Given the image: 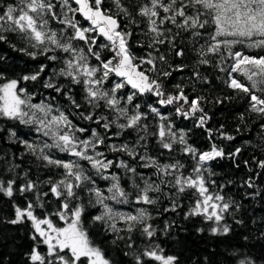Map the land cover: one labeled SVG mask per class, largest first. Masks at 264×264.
<instances>
[{
    "label": "snow or ice",
    "instance_id": "1",
    "mask_svg": "<svg viewBox=\"0 0 264 264\" xmlns=\"http://www.w3.org/2000/svg\"><path fill=\"white\" fill-rule=\"evenodd\" d=\"M0 42L33 60L44 57L59 65L49 69L40 63L34 72L16 78L0 69V119L24 125L36 137L25 139L14 128L8 130L9 140L24 149L19 159L31 155L45 169L62 170L55 180L32 179L30 170L18 171L21 165L12 154L5 168L10 175L0 174V194L13 201L12 218L0 223L27 226L32 242L27 264H114L93 239L99 231L111 235L113 245H123L130 264H181L180 257L168 254L159 242L175 222L161 228L150 210L163 199L169 201L165 212H177L184 207L182 198L188 200L184 219L210 222L213 235L231 231L226 218L241 204L224 191L233 181L224 184L212 178V162L234 159L241 149L226 153L213 142L201 151L189 143L190 130L177 128L174 117L195 121V127L213 139L204 107L209 101L192 95L196 83H210L201 66L224 73L227 87L247 97L248 111L264 117V55L247 54L249 49L264 50V0H134L127 5L123 0H0ZM185 44L195 53L188 78L192 92L186 93L179 83L169 91L167 78L187 67L183 62L170 64L169 57H184ZM133 46L144 54L138 55ZM104 50L108 56H102ZM4 60L0 56V62ZM37 81L55 95L33 102L36 92L25 85ZM77 87L82 102L74 95ZM56 95L68 105H61ZM145 96L155 97V102L142 110ZM226 99L230 97L214 102ZM217 131L224 139H235ZM133 133L135 139L129 140ZM150 139L161 150L157 154L149 151ZM58 153L72 159L58 158ZM109 153L115 155L110 158ZM178 156L189 157L191 167ZM253 162L264 170V159L254 157ZM260 175L256 171L242 186L257 189L255 178ZM98 181L107 184L102 187ZM17 195L22 203L13 199ZM245 195L254 198L260 192ZM89 208H96V214L88 213ZM232 257L234 264H256L242 248L233 250Z\"/></svg>",
    "mask_w": 264,
    "mask_h": 264
},
{
    "label": "trees",
    "instance_id": "2",
    "mask_svg": "<svg viewBox=\"0 0 264 264\" xmlns=\"http://www.w3.org/2000/svg\"><path fill=\"white\" fill-rule=\"evenodd\" d=\"M2 2L6 4L11 3L12 0H2ZM123 2L127 5L133 3L134 0H123ZM105 3L111 4V0H105ZM140 27L143 28L144 25L141 24ZM132 30L137 32V35L139 34L135 27ZM9 38L12 42L17 43L18 47L20 46L15 37L10 35ZM136 39L137 36H134L133 41ZM140 39L143 40V37H140ZM184 46L186 47L184 57H175L174 54L169 57L170 64L175 65L183 62L187 65L183 72H174L171 77L167 78L169 91H174V85L179 83L185 85L186 93L192 92V84L188 78L192 74L195 53L188 50L187 44ZM133 48L138 55L144 54L143 50L135 48V46ZM247 54L264 55V50L249 49L247 50ZM108 55L107 50L102 52V56ZM0 56L5 57V60L0 62V69H6L7 75L10 78L34 72L40 63L48 64L49 69L59 67L58 64L49 62L44 57H37V59L33 60L19 51H14L7 42H0ZM199 70L202 75L208 77L210 83H196L195 92H192V95H203L209 101L204 107L211 117L207 127L213 130V139L209 140L205 129L195 127V121L193 120L174 117L175 123L177 128L190 130L188 136L189 143L201 151L208 150L210 144L213 142L224 147L226 153L234 152L237 148L241 149L240 154L234 159H217L212 162V170L216 173L212 178L218 183L224 184H227L228 181H233L234 183L227 185L224 191L238 201L241 207L239 211L234 212L232 216L226 218L231 231L227 235H213L210 232V228L212 227L210 222H205L200 217L184 219V212L189 206L188 200L182 198L181 202L184 204V207L178 209L177 212H165L164 209L169 206V201L163 199L156 208L150 209L156 217L154 223L161 228H163L165 222L174 221L175 224L168 235L159 236V242L168 254L178 255L181 264H234L232 252L239 248L248 253L256 261V264H264V170H258L253 162L254 157L264 159V128L261 127L264 124V117L248 111L249 103L247 97L243 93H237L227 87L224 83V80L227 79L224 73H220L210 66H201ZM46 74H50V71L46 70ZM241 79L243 78L241 77ZM25 87L28 88L29 92H36L33 102H39L49 95H55L51 90L43 89L40 81L27 82ZM122 91L127 92L128 89ZM74 95L77 100L82 102L83 93L78 87L75 88ZM217 97H230V99H226L223 104H217L214 102ZM56 100L61 105H68V101L61 95H56ZM154 102L155 97H143L140 100L142 110L146 103ZM72 110L75 111V109ZM161 111L167 113L169 109L162 108ZM241 116H243V120H241ZM78 122L81 126H89L84 121ZM149 122L153 123L151 117L149 118ZM221 126H223L222 129ZM91 127H95V125H91ZM0 128L3 129L0 131V157H4V159L0 160V174H2L3 178L10 175L5 172V168L12 154H15L17 157L14 162L21 165L18 171L30 170L29 175L32 179L47 180L51 177L55 180L59 178L62 170L54 167L45 169L42 167L41 162L31 155H24L23 159H19V155L24 152V149L19 143L9 140L8 130L14 128L18 136L30 140L36 139L28 127L18 122L0 119ZM217 130H222L224 133L235 137V139H224L219 135ZM122 139L123 137L120 138V140ZM128 139L134 140L135 133L129 136ZM120 140H115L114 142L119 143ZM149 151L153 154L161 151L154 139H150L149 141ZM114 155L109 153L110 158ZM167 155L168 153L165 152V156ZM57 156L65 160L72 159L64 153H58ZM124 158L127 159V157ZM177 158L182 159L189 168L193 163L186 156H178ZM244 161H248V166H245ZM138 170L146 174L152 172V169ZM256 171L261 172V175L255 178V184L258 188L251 189L242 186L243 181L250 176H254ZM98 183L102 187L107 184L105 181H98ZM122 183L126 184L127 182L122 180ZM41 189L47 190L43 185ZM254 191H259L260 195L254 198L245 195ZM13 199L17 203L23 202V197L19 195L13 197ZM49 199L55 204L54 198L49 197ZM12 202V200L0 194V219L12 218ZM129 207L126 206L125 210H129ZM87 211L94 215L97 209L89 208ZM237 220L242 221V223H236ZM200 228H203L204 231L198 232L197 229ZM93 231H97L95 226H93ZM28 237L29 233L26 225L0 223V262L2 264H27L25 254L30 250L32 244ZM93 239L105 247L114 264H130L129 258L123 254L125 250L123 245H113L111 243V235L99 231L97 235H94Z\"/></svg>",
    "mask_w": 264,
    "mask_h": 264
},
{
    "label": "water",
    "instance_id": "3",
    "mask_svg": "<svg viewBox=\"0 0 264 264\" xmlns=\"http://www.w3.org/2000/svg\"><path fill=\"white\" fill-rule=\"evenodd\" d=\"M164 109V108H163Z\"/></svg>",
    "mask_w": 264,
    "mask_h": 264
}]
</instances>
